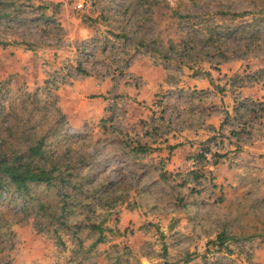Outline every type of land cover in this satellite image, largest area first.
<instances>
[{
	"label": "rangeland",
	"instance_id": "obj_1",
	"mask_svg": "<svg viewBox=\"0 0 264 264\" xmlns=\"http://www.w3.org/2000/svg\"><path fill=\"white\" fill-rule=\"evenodd\" d=\"M40 136L0 264H264V0H0V146Z\"/></svg>",
	"mask_w": 264,
	"mask_h": 264
},
{
	"label": "trees",
	"instance_id": "obj_2",
	"mask_svg": "<svg viewBox=\"0 0 264 264\" xmlns=\"http://www.w3.org/2000/svg\"><path fill=\"white\" fill-rule=\"evenodd\" d=\"M43 146L44 136H40L24 150L15 151L11 148L8 149L5 145L0 146V181L6 180L18 192L24 194L27 193L30 183H43L53 186L64 185L62 183L65 178L57 165L49 164L46 166L40 162V159L43 158ZM139 151L145 152L146 149L140 146ZM94 229L98 236L93 245L104 240L101 227L94 226ZM218 240L219 246L222 245L224 242L222 236H219Z\"/></svg>",
	"mask_w": 264,
	"mask_h": 264
}]
</instances>
